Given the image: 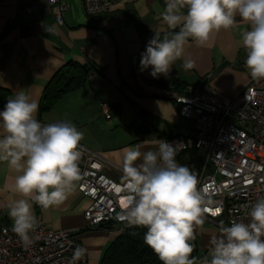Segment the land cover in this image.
Masks as SVG:
<instances>
[{
  "label": "crops",
  "instance_id": "0c3cea01",
  "mask_svg": "<svg viewBox=\"0 0 264 264\" xmlns=\"http://www.w3.org/2000/svg\"><path fill=\"white\" fill-rule=\"evenodd\" d=\"M61 1L67 9L58 26L47 0H0V93H6L8 101L23 91L37 101L35 118L41 125L61 121L74 125L83 133L80 146L107 162L103 172L114 182H122L123 157L129 149L138 146L141 152L156 151L161 140L192 129L193 121L179 115L171 94L206 90L226 102L251 78L241 41V32L249 26L239 16L235 27L213 32L204 45L189 38L170 73L161 74L183 86L172 91L168 84L156 85L152 68L142 69L140 64L145 45L152 39L142 36L140 28L153 35L169 31L158 18L165 0H116L109 12L95 17L85 15L80 0ZM28 8L32 11L27 12ZM185 61L193 67L186 70ZM69 62L89 69L86 81L41 112L45 88ZM101 102L110 106L108 119ZM201 159V153L193 149L176 156L177 163L197 178ZM16 175L6 161H0V228L12 229L7 205L23 198L13 190ZM29 202L37 221L51 230L71 232L85 246L87 264H99L103 249L119 234L86 225L83 211L89 201L77 187L58 206L43 209ZM203 219L202 226L194 227L201 257L197 264L209 255L211 238L221 236V228L227 227L223 219Z\"/></svg>",
  "mask_w": 264,
  "mask_h": 264
},
{
  "label": "clouds",
  "instance_id": "9594fccd",
  "mask_svg": "<svg viewBox=\"0 0 264 264\" xmlns=\"http://www.w3.org/2000/svg\"><path fill=\"white\" fill-rule=\"evenodd\" d=\"M237 16L249 26L241 32L245 68L254 81L264 80V0H165L158 18L167 29L180 30L165 32L163 38L154 32L141 54V68L151 67L154 78L167 76L189 38L204 45L213 32L235 27ZM183 67L191 69L193 63L185 61ZM38 107L37 101L19 91L0 111V161L18 173L13 190L23 197L7 205V214L24 247L34 243L32 233L38 227L29 200L43 209L58 206L82 179L83 133L65 121L41 125L35 118ZM176 156V148L164 140L156 151L141 152L137 146L126 152L122 187L116 189L126 195L117 219L128 227L146 228L144 243L163 264H197L190 241L196 238L194 227L204 223L202 191L207 190H198L197 177L178 164ZM247 215L248 223L233 221L221 228V236L211 238L209 255L200 264H264V198ZM83 252L77 247L69 264H76Z\"/></svg>",
  "mask_w": 264,
  "mask_h": 264
},
{
  "label": "built area",
  "instance_id": "2783aa9c",
  "mask_svg": "<svg viewBox=\"0 0 264 264\" xmlns=\"http://www.w3.org/2000/svg\"><path fill=\"white\" fill-rule=\"evenodd\" d=\"M80 1L88 17L109 12L116 2ZM47 4L55 23L61 26L67 6L61 0H47ZM26 11L31 12L32 8ZM174 87L168 84L170 90L174 91ZM170 96L178 105L179 115L192 120L193 127L184 135L164 141L176 148L177 154L192 149L201 153L197 188L207 190L202 191L207 208L203 216L213 221L223 219L227 227L233 221L248 223L251 206L264 198V80L250 78L226 102L206 90ZM100 108L105 118H110V106L101 102ZM79 147L82 179L77 182V190L89 201L83 211L86 225L104 229L111 225L119 233L131 228L117 219L120 200L126 195L116 191L122 182H114L104 174L107 162L101 156ZM32 236L34 243L24 247L10 228H0V264H69L77 247L84 252L76 264H87V250L71 232L51 230L38 221Z\"/></svg>",
  "mask_w": 264,
  "mask_h": 264
},
{
  "label": "trees",
  "instance_id": "16d2710c",
  "mask_svg": "<svg viewBox=\"0 0 264 264\" xmlns=\"http://www.w3.org/2000/svg\"><path fill=\"white\" fill-rule=\"evenodd\" d=\"M140 30L142 36L147 34V36L153 38L154 35L150 34L147 30H142L141 28ZM179 30L180 27L178 26L176 29L169 31L178 32ZM161 38H163V34H161ZM88 73L89 69L85 66H79L71 62L67 63L65 68H62L53 76L45 88L39 110L41 112L47 111L63 95L82 86L87 79ZM153 82L161 87L171 83L175 86L176 90L182 89L183 87L180 83L163 75L156 77ZM7 99V94L1 92L0 108L5 106ZM114 228L115 226L109 225L106 229L113 231L115 230ZM146 231L147 229L143 227H131L120 232L103 249L99 264H163L153 250L144 243V234ZM190 243L194 245L192 257L197 258V262H199L201 257L198 252L196 238L190 241Z\"/></svg>",
  "mask_w": 264,
  "mask_h": 264
},
{
  "label": "rangeland",
  "instance_id": "374dc122",
  "mask_svg": "<svg viewBox=\"0 0 264 264\" xmlns=\"http://www.w3.org/2000/svg\"><path fill=\"white\" fill-rule=\"evenodd\" d=\"M210 171V165H209V167H208V169H207V172H209Z\"/></svg>",
  "mask_w": 264,
  "mask_h": 264
}]
</instances>
